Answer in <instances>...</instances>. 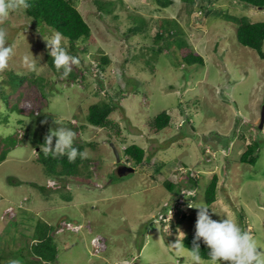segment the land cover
<instances>
[{
	"label": "rangeland",
	"instance_id": "374dc122",
	"mask_svg": "<svg viewBox=\"0 0 264 264\" xmlns=\"http://www.w3.org/2000/svg\"><path fill=\"white\" fill-rule=\"evenodd\" d=\"M72 1L91 33L72 47L65 41L80 60L71 80L49 68L44 38L50 30L26 17L24 8L0 22L15 45L0 84L9 92L7 73L23 77L8 103L0 100V139L16 138L13 147L0 145V152L9 150L0 163V264H30V247L42 230L52 238L57 264H193L179 242L195 234L201 205L214 220L235 219L264 251V126L258 128L264 60L236 41L230 20L264 22V9L234 0ZM160 24L170 33L157 39ZM31 53L35 70L23 63ZM190 53L203 64L186 65L182 57ZM103 103L117 107L108 117L113 127L101 129L87 116L91 105ZM161 112L170 124L157 132L151 121ZM57 127L72 129L74 145L88 150L76 176L51 177L38 162L36 139ZM254 142L256 163H240ZM110 143L134 173L116 174ZM132 144L150 159L135 166L123 151ZM194 174L199 188L184 206L187 218L169 222L165 210L186 188L184 176ZM213 175L216 201L207 205L204 191ZM168 182L176 186L172 193ZM62 223L80 229L70 232ZM94 237L104 246H91Z\"/></svg>",
	"mask_w": 264,
	"mask_h": 264
},
{
	"label": "trees",
	"instance_id": "16d2710c",
	"mask_svg": "<svg viewBox=\"0 0 264 264\" xmlns=\"http://www.w3.org/2000/svg\"><path fill=\"white\" fill-rule=\"evenodd\" d=\"M162 5L168 4L167 0H158ZM236 3L243 5L244 7H252L257 9H264V0H234ZM30 7L24 9V13L26 17L31 20L37 22L43 29V31L47 28L56 29L61 31L66 40L70 44V46H74L76 42L90 37L91 29L81 16V14L77 11L76 7L73 4L72 0H28ZM230 20L236 26V41L243 47L254 50L258 56L264 60V52L262 50L263 42H264V22H249L246 17H231ZM170 33V31H163V27H158V33L156 34L157 39H162L163 35ZM177 46L181 47L183 45L182 41H175ZM183 62L188 65H202L203 60L200 56L195 54H187L182 57ZM102 63L106 64L107 60L102 59ZM49 68H51L55 73L59 74L55 69V66L52 61V57L48 62ZM8 76V85L10 86V91L6 92L3 86L0 84V100L5 104L8 103V97L10 93H13L17 87H19L23 81V77L17 74H13L12 72L7 73ZM67 80L73 79L72 72L66 78ZM117 107L115 103L112 104H94L91 105L88 109L87 122L89 125L97 127V128H108L113 127V123L108 119L110 114ZM16 106H14L11 110L15 111ZM6 119V118H5ZM4 119V120H5ZM2 120V121H4ZM151 127L159 132L164 130L170 124V116L166 112H161L157 116L153 118L151 121ZM2 124V123H1ZM16 143V138L9 136L0 139V145H5L6 147H13ZM44 143V139L38 138L36 139V148L42 147ZM78 147L81 151L83 148L79 145H74ZM258 148V144L256 142L248 145L246 150L241 155L239 160L240 163H245L253 166L257 157L254 156L255 150ZM8 149H3L0 152V163L5 160ZM124 154L128 159L133 161L135 166H140L144 161H148L150 158H145V152L142 148L132 144L127 146L124 150ZM38 162L44 166L45 171L51 177H72L76 176L79 171V166L81 164H85L86 160H81L79 157L75 161V163H69L66 156L63 157H53L51 155L45 156L41 148L38 151ZM157 170V168H156ZM159 171V169L157 170ZM190 178V175H188ZM199 178L191 177L188 181L187 187L189 189L199 188ZM218 178L216 175L210 180L209 185L204 191V201L207 205H211L215 201L216 190H217ZM175 185L172 182L165 183V188L169 192L175 191ZM185 217L181 219L183 221ZM178 224V222H177ZM39 232L38 234L42 237L38 238L36 244L30 247L31 250V261L30 264H57L56 263V248L52 242V238L47 234ZM37 235V237L39 236ZM195 234H188L182 238V243L184 245V249L188 251V249L193 248V240ZM200 245V253L204 257V260L208 261V253L209 249L204 244L201 239L198 241ZM25 260V259H24ZM22 259V261H24Z\"/></svg>",
	"mask_w": 264,
	"mask_h": 264
},
{
	"label": "clouds",
	"instance_id": "9594fccd",
	"mask_svg": "<svg viewBox=\"0 0 264 264\" xmlns=\"http://www.w3.org/2000/svg\"><path fill=\"white\" fill-rule=\"evenodd\" d=\"M28 7H30L28 0H0V22L9 16L11 11L17 8L27 9ZM66 39L67 38L61 31L54 28L50 29V35L46 39L44 38L55 69L61 73L62 78H67L72 72L73 65H78L80 63L79 57L73 55L65 46ZM7 40V30L0 27V72L8 69L9 62L15 52V45L9 44ZM23 63L31 70H35L37 66L36 59L33 57L32 53L31 55H25L23 57ZM75 137L76 133L70 128L57 127L55 129H50L48 134L44 137V143L42 144L43 146L41 150L46 157L49 155L53 157L66 156L69 163H75L78 157L81 160L86 159L88 156V150L85 149L81 151L78 147L74 146ZM196 174H198V172H196ZM196 174L191 175L190 178L196 177ZM184 177L186 178V188L183 187L180 191L186 190L193 194L186 197V206V204H189L191 200L195 198L194 194L198 189H196L197 187L189 189L187 185L190 178L189 176ZM54 185H56L55 182L50 186L49 183H47V187L52 188ZM180 191L173 197V200L180 194ZM196 208H198L199 211L195 223L194 246L192 249H188L193 264H205L198 243L201 239L210 250L208 253V264H222L224 261L228 262V264H264V251L259 250L262 248L258 246V241L251 232L242 229L237 221L231 217L222 220H214L209 213L208 207L201 205ZM168 210L169 209H166L164 212L166 215ZM185 212L186 213L181 214V217L178 216L180 221L183 216L185 219L187 218L186 209ZM163 215L162 217L164 218ZM169 222H174L173 218H170ZM160 224L165 226L161 220ZM75 227L80 229V226H74V228ZM79 229L74 233H78ZM67 231L70 230L68 229ZM95 238L101 239L100 237H94L91 239L90 244L94 248L95 246L92 244V240ZM177 245L178 242L173 246ZM179 246L184 247L182 241L179 242ZM10 264H21V261L19 259H14Z\"/></svg>",
	"mask_w": 264,
	"mask_h": 264
},
{
	"label": "built area",
	"instance_id": "2783aa9c",
	"mask_svg": "<svg viewBox=\"0 0 264 264\" xmlns=\"http://www.w3.org/2000/svg\"><path fill=\"white\" fill-rule=\"evenodd\" d=\"M192 194V192H187L186 190H181L180 194L173 200L172 205L173 208L169 209L167 211V216L170 218H173L174 216L178 215L179 217H181V214L186 213L185 212V199L186 197L190 196ZM169 214H173L172 216ZM162 222H164L166 220V218H161L160 219ZM62 225H66L64 227H66V229H76V228H71L69 224H64L62 223ZM61 227V226H60ZM62 228V227H61ZM64 229V228H63ZM63 229H59L60 231H62ZM92 244H94L95 247L97 248H101L103 246V244H100V239L99 238H95L94 240H92ZM101 245V246H99Z\"/></svg>",
	"mask_w": 264,
	"mask_h": 264
},
{
	"label": "water",
	"instance_id": "95a60500",
	"mask_svg": "<svg viewBox=\"0 0 264 264\" xmlns=\"http://www.w3.org/2000/svg\"><path fill=\"white\" fill-rule=\"evenodd\" d=\"M264 126V106L261 108V112H260V121H259V125L258 128L259 129H263ZM110 148L113 150L114 156H115V161L116 164H118L119 166L116 168V174L119 177H125L129 174H132L135 172V169L131 166H127V165H121V159L120 156L115 148V146L110 143Z\"/></svg>",
	"mask_w": 264,
	"mask_h": 264
}]
</instances>
